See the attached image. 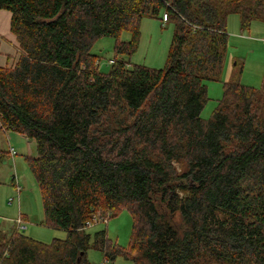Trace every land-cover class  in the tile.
I'll list each match as a JSON object with an SVG mask.
<instances>
[{"label": "trees", "instance_id": "trees-1", "mask_svg": "<svg viewBox=\"0 0 264 264\" xmlns=\"http://www.w3.org/2000/svg\"><path fill=\"white\" fill-rule=\"evenodd\" d=\"M20 45L0 66V134L37 143L27 160L47 222L66 231L45 243L0 227V264H264V81L242 83L244 66L209 119L207 81L223 72L227 17L264 20V0H0ZM175 24L164 68L114 59L100 71L103 36L116 55L138 47L140 21ZM131 29L132 38L119 39ZM236 64H239L237 61ZM10 151L0 147V166ZM162 203L163 207L159 206ZM128 209V248L88 223Z\"/></svg>", "mask_w": 264, "mask_h": 264}, {"label": "rangeland", "instance_id": "rangeland-1", "mask_svg": "<svg viewBox=\"0 0 264 264\" xmlns=\"http://www.w3.org/2000/svg\"><path fill=\"white\" fill-rule=\"evenodd\" d=\"M229 46L224 62L223 72L219 79L207 81L209 100L202 111V118L209 119L224 95V81L235 78L239 67L244 69L241 81L247 86L261 88L264 81V20H254L249 28L241 26L239 13H230L227 17ZM175 24L164 23L161 19L144 16L140 21V38L138 47L132 54L116 55L117 39L111 36L98 38L92 46V52L98 56V67L101 72L109 73L111 59L118 57L130 62V66L145 65L151 68H164L168 61ZM131 29L120 33L119 39L127 41L132 38ZM239 61V64H236ZM14 147L18 155L7 158L0 166V227L4 237H9L12 230L17 229L16 220L22 215L26 217L24 232L45 243L55 238H65V230L47 222L43 205L40 184L27 160L37 154V143L18 132L6 131L0 134V147ZM15 158V159H13ZM21 187V192L17 191ZM13 202L9 203V199ZM163 207L162 203H159ZM134 218L128 209H123L116 216L101 217L93 223L88 231L95 233L106 230L109 238L123 248H128L133 233ZM14 228V229H13ZM89 264H98L104 260V253L99 249L87 252ZM111 264H134L133 260L119 255Z\"/></svg>", "mask_w": 264, "mask_h": 264}, {"label": "crops", "instance_id": "crops-1", "mask_svg": "<svg viewBox=\"0 0 264 264\" xmlns=\"http://www.w3.org/2000/svg\"><path fill=\"white\" fill-rule=\"evenodd\" d=\"M11 19L12 13L10 11L0 9V66H7L14 63L20 54L19 42L11 30ZM27 139L28 142L33 140ZM24 218L26 220V217Z\"/></svg>", "mask_w": 264, "mask_h": 264}, {"label": "built area", "instance_id": "built-area-1", "mask_svg": "<svg viewBox=\"0 0 264 264\" xmlns=\"http://www.w3.org/2000/svg\"><path fill=\"white\" fill-rule=\"evenodd\" d=\"M168 21V14L167 13H164L163 15V22L166 23ZM264 41V40H263ZM114 62V59H111L110 60V63L113 64ZM9 151L10 153L13 155V156H16L18 155V152L16 151V149L12 146H10L9 148ZM17 191L20 193L21 192V187H17ZM14 200L13 198H10L9 199V203H12ZM101 219V218H99ZM99 219H95L93 220V223H95L96 221H98ZM92 222H89L88 223V227H90L92 224ZM16 227H17V230H21V231H24L26 229V221L23 219L22 215L19 216V218L16 220ZM98 264H111L110 263V260H108L107 258H104V260Z\"/></svg>", "mask_w": 264, "mask_h": 264}]
</instances>
